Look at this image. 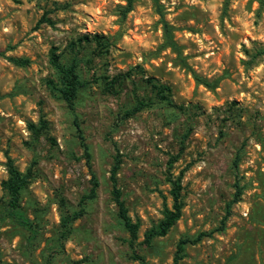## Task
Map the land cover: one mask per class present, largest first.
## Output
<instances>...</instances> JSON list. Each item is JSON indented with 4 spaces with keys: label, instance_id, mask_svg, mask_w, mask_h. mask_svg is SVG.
Wrapping results in <instances>:
<instances>
[{
    "label": "rangeland",
    "instance_id": "obj_1",
    "mask_svg": "<svg viewBox=\"0 0 264 264\" xmlns=\"http://www.w3.org/2000/svg\"><path fill=\"white\" fill-rule=\"evenodd\" d=\"M127 4L0 0V184L7 156L21 171L36 161L22 205L41 223L30 252L28 230L0 213V264H140L135 250L147 264H173L180 239L201 232L211 234L186 244L178 264H264V11L257 0ZM44 15L54 25L39 24ZM162 18L188 66L164 46ZM52 52L77 63L84 85L74 110L47 85L57 80ZM138 100L145 106L125 115ZM75 117L99 185L60 243L63 201L78 209L93 186ZM41 120L37 134L29 123ZM117 156L118 187L140 224L135 248L113 196ZM179 175L182 215L149 247L144 233L172 206L168 177ZM237 181L243 193L221 230ZM6 199L0 185V210Z\"/></svg>",
    "mask_w": 264,
    "mask_h": 264
},
{
    "label": "trees",
    "instance_id": "obj_2",
    "mask_svg": "<svg viewBox=\"0 0 264 264\" xmlns=\"http://www.w3.org/2000/svg\"><path fill=\"white\" fill-rule=\"evenodd\" d=\"M128 4L126 6L125 12H128L133 9V4L135 0H127ZM155 4H158V0H153ZM259 3V9L264 11V0H257ZM163 20V30H164V46L171 48L180 59V62L185 66H188L185 58L182 55L181 48L178 43L174 39V35L172 29L167 21ZM42 22H46L49 25H54L53 20L44 15L40 20L39 24ZM9 60L14 64L24 66L29 63V59L27 58H18V57H9ZM51 63L56 69L57 80L49 79L47 81V85L49 89L56 93L59 97L64 99L69 108L71 110L75 109L76 99L79 95L81 87L84 85V82L81 80L80 75L77 72V63L76 62H62L58 59L54 52H52ZM193 76L198 83H202L205 86H211V83L198 75L196 72H193ZM163 90H169L168 87L163 86ZM162 90V91H163ZM145 106V102L143 100H138L136 105L129 111L125 112V115H131L134 112L141 110ZM75 125L77 132L79 134V138L81 139V144L84 147L85 157L87 158V163L91 170V175L93 179V186L90 190L89 194H86L82 197L80 201V207L78 209H71L66 206L63 201L61 207V217H60V226L58 228V241L61 243L65 239H67L73 232V223L79 219L85 212V202L87 199H93L97 195L98 181L96 180V175L92 171L91 165V154L89 152V146L85 142V137L83 135V130L80 125V122L77 117H75ZM42 126L38 127L34 123H29V127L35 133H40L41 129L46 126V123L41 120ZM239 154L236 155L234 160V167L238 168ZM36 161H33L31 165L26 169V171H21L14 163V160L7 156V171L8 177L1 181V187L5 191L7 199L5 203V207L3 210H0V213H7L14 221H16L19 225L28 230V247L30 252H34L40 244L41 240V223L39 220V213H34V218H31L24 210L22 205V199L24 190L30 184V181L34 175V166ZM121 160L119 156L115 158V163L111 169V181L113 183V196L114 201L118 206V217L124 227L131 235L130 245L134 247V242L138 238L139 231V222H134L129 215L128 208L124 199L122 198V192L118 187V171L120 169ZM168 181L171 184L170 194L172 197V206L168 207L165 204V208L163 210V217L154 224L151 228L145 231L144 233V243L147 246L151 247L153 245V241L157 237L165 236L171 227L177 222V220L182 215V209L184 207V202L182 199V184H181V176L179 175L176 179H173L171 176L168 177ZM236 192L231 201L227 203V211L225 217L221 221V230L226 226V220L232 213V206L234 203L240 200V197L243 193V187L239 185L238 181L235 185ZM211 234V233H209ZM208 233L201 232L194 238L186 237L181 238L178 242L177 253L174 257L173 264H178L181 258L184 255L185 246L188 243H197L200 241L203 236L209 235ZM132 257L140 261V264H147L144 256L139 255L136 250L134 251ZM83 261L78 260L75 261L76 264H81Z\"/></svg>",
    "mask_w": 264,
    "mask_h": 264
}]
</instances>
